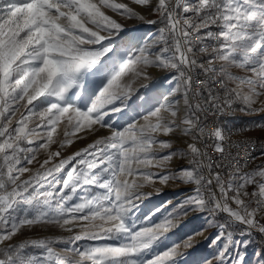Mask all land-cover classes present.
Segmentation results:
<instances>
[{"label":"snow or ice","instance_id":"1","mask_svg":"<svg viewBox=\"0 0 264 264\" xmlns=\"http://www.w3.org/2000/svg\"><path fill=\"white\" fill-rule=\"evenodd\" d=\"M131 5L0 0V264H180L205 229L165 241L192 213L207 214L216 228L199 264H245L241 249L250 241L236 235L264 236V164L250 165L256 142L233 143L218 123L229 114L264 115V0ZM106 10L159 27L117 49L113 38L125 25ZM105 57L117 66L90 105L68 103L82 70ZM150 69L170 73L167 94L126 126H112L109 113L137 94L133 81L147 86ZM104 129L63 155L77 134ZM174 139H183L175 150ZM177 159L187 166L173 170ZM181 184L192 187L178 203L128 223L138 203ZM38 229L68 235H28Z\"/></svg>","mask_w":264,"mask_h":264},{"label":"rangeland","instance_id":"2","mask_svg":"<svg viewBox=\"0 0 264 264\" xmlns=\"http://www.w3.org/2000/svg\"><path fill=\"white\" fill-rule=\"evenodd\" d=\"M117 2L129 3V5L132 6L131 0H117ZM135 7L138 11H141L140 6ZM106 14L111 15L113 18L117 19L118 22H122L125 25L123 33L113 38L114 43L112 44V47L117 49L127 48L129 45L142 42L144 39L148 38L149 34H155L157 27H159V25L146 24L138 20H128L118 17L110 10H106ZM141 14L145 13L141 11ZM147 18L156 19L154 15H148ZM116 66L117 62L114 59L105 57L93 68L82 70L78 78L81 83L77 85L75 91H70V93L67 94V102L77 104V106L82 110L86 109L87 106L90 105L91 100L94 99V96L105 85L110 73L116 68ZM168 75H170V73L166 70L150 69V79L143 81V83H147L146 87L143 88L141 86V80L133 81L132 84L137 90V94L128 101L126 107L121 106L122 110L120 112L109 113L111 117L110 123L112 126L118 129L126 126L128 123L132 122L134 118H138L139 115L146 112L147 109L150 108L161 96L167 94L170 87L166 83ZM42 103H47V101L44 100ZM116 103L117 106H120L118 101ZM106 119H108V117H106ZM242 119L256 120L254 128L246 132L249 133L250 137L261 143L262 151L256 165L264 164V128L256 126L257 124L264 122V115L249 116L236 113V122H239ZM58 131L60 132V136L58 137L59 139L62 138V129ZM106 132L107 129L101 130L99 134H77L78 137L81 138L74 139L73 144L68 145L63 150V155H72L75 151H78L86 147L89 143H92L96 138H98V135ZM182 144L183 139H174L173 150L182 146ZM56 147V145H53V150H55ZM44 158V154L41 153L39 159L43 160ZM181 166H187L186 159H177L171 164V168L173 170ZM29 167L35 169L38 167V164L34 163ZM151 170L158 171L157 169ZM26 176L27 174H25V177ZM191 187V185L183 184L179 185V187H165L159 194L151 195L145 198L142 202L138 203V207L132 209L129 214L130 219L128 220V223L131 224L133 222L143 221L146 216L152 213L156 208H159L166 201L171 200L174 203H178L184 196L190 193ZM221 214L223 217H220L218 214V220L224 219V214ZM206 215L207 214L203 213H192L181 222L180 226L174 233H169L168 240H166L165 243L170 246L171 243H177L180 239H183L185 235H191L192 231H200L202 228L205 229L203 236L197 237L198 244L196 247L189 250V254L183 261L180 262V264H199L201 257L209 255L212 252V249H210L208 245L216 235V228L214 226L207 225L205 218ZM53 234L68 235L67 233L61 232L59 229H52L51 231L38 229L28 235L35 238L42 235ZM205 237H207V239H205ZM235 238L238 240L250 241L246 249H241L242 251H245L246 254L245 264H264V244L261 241L254 238L252 234L245 236L237 234Z\"/></svg>","mask_w":264,"mask_h":264},{"label":"built area","instance_id":"3","mask_svg":"<svg viewBox=\"0 0 264 264\" xmlns=\"http://www.w3.org/2000/svg\"><path fill=\"white\" fill-rule=\"evenodd\" d=\"M207 123H208L207 131L210 132L212 130V128H213V124H212L211 119H209L207 121ZM218 123L223 128H225L226 130H231V136H230L231 142L236 143V142H240V141H243V140H253V141L256 142V147H255V149L253 150V153H252V155L255 157V159H254V161H250V165L252 167H255L256 164H257V161L259 159V156L261 154V151H262L261 143L258 140L250 137L248 132L239 131L240 129L237 127V123H236V114H229V115H226V116H220L218 118ZM207 142L210 143L211 141H207ZM209 155L215 156L216 153L214 151H212L211 149H209ZM243 158L244 157L242 155L241 159H243ZM252 236L254 238L258 239L259 241H261L264 244V236H261L258 232H253Z\"/></svg>","mask_w":264,"mask_h":264},{"label":"trees","instance_id":"4","mask_svg":"<svg viewBox=\"0 0 264 264\" xmlns=\"http://www.w3.org/2000/svg\"><path fill=\"white\" fill-rule=\"evenodd\" d=\"M256 120L242 119L237 123V127L240 129H253L255 126ZM220 217H223L221 213H219ZM262 245V244H261ZM263 246V245H262ZM264 249V248H263Z\"/></svg>","mask_w":264,"mask_h":264},{"label":"crops","instance_id":"5","mask_svg":"<svg viewBox=\"0 0 264 264\" xmlns=\"http://www.w3.org/2000/svg\"><path fill=\"white\" fill-rule=\"evenodd\" d=\"M236 123H238V122H236Z\"/></svg>","mask_w":264,"mask_h":264}]
</instances>
